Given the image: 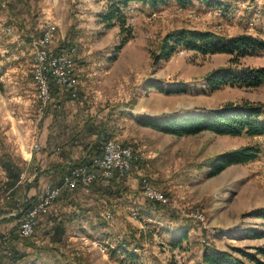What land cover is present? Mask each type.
I'll return each instance as SVG.
<instances>
[{"label": "rangeland", "instance_id": "rangeland-1", "mask_svg": "<svg viewBox=\"0 0 264 264\" xmlns=\"http://www.w3.org/2000/svg\"><path fill=\"white\" fill-rule=\"evenodd\" d=\"M103 2L102 7L100 0H0V196L13 194L5 197L0 213L20 208L25 194L40 193V188L55 182L58 178L45 177L49 164L72 165L97 142V132L104 134V128L111 133L98 139L100 148L113 136L131 145L137 155L129 172L134 186L127 183L128 189L111 196L91 188L60 194L38 215L31 235H18L15 247L25 250V255L14 264H190L201 258L206 246L229 249L249 263L254 259L244 251L264 258V217L254 213L264 205V134L218 133L208 128L178 134L142 121L219 107L231 100L264 103V82L225 84L211 91L206 83V75L221 66L240 71L246 65L264 64V48L237 56L178 46L167 58L155 61L153 57L164 34L180 26L226 34L250 31L264 37V0H189L186 4L164 0L157 5L131 1V11L128 5L126 11L132 32L122 44L127 29L98 22L97 13L107 0ZM45 19L58 23L53 38H59V44L66 39L71 43L67 46H74L79 82L77 94L53 83V99L43 103L34 77L41 72V59H36L32 39L40 34ZM151 82L181 83L186 90L166 92ZM68 96L74 100L69 110L93 106L91 118L99 116L94 121L96 134L89 137L88 132H80L77 139L82 146L72 147L69 160L61 159V153L51 157L44 151L36 164L44 177L29 190L26 179L35 168L25 157L27 150L43 152L48 122L59 111L66 112ZM78 121L80 114L64 122L67 127ZM244 143H258L261 151L255 158L209 174L218 152ZM9 154L22 167L20 177L24 175L15 186L6 182ZM144 175L167 192L168 201L141 194ZM67 194H76L82 201H68ZM85 202L95 206L84 215ZM199 211L203 219L197 217ZM20 213L10 212L5 215L8 219L0 215V236L13 226L19 232ZM13 214L18 215L10 218ZM55 216L66 223L63 234L55 231ZM183 226L185 238L173 242Z\"/></svg>", "mask_w": 264, "mask_h": 264}, {"label": "trees", "instance_id": "trees-1", "mask_svg": "<svg viewBox=\"0 0 264 264\" xmlns=\"http://www.w3.org/2000/svg\"><path fill=\"white\" fill-rule=\"evenodd\" d=\"M131 1L107 0L105 8L98 12L101 21H103L107 26L118 23L120 30L127 29L125 35L121 38V44L129 39L131 35L130 33L132 32V26L131 24H128V12L126 11L127 5ZM141 1L157 5L159 2H163L164 0ZM178 1L186 4L189 0ZM69 44H71L70 41L65 39L63 44H60L59 46H67ZM178 46L194 48L203 52L228 51L235 53L238 56L240 54H246L247 52L263 49L264 37L250 31H240L226 34L210 28L180 26L168 30L164 34L159 49L153 52L154 60L158 61L162 57H169L178 48ZM263 82L264 64L246 65L240 71H234L230 66H221L210 71L206 75L207 89L210 91L225 84L256 86ZM151 84L157 85L160 89L166 92L186 90V86L181 83L165 85L159 82H151ZM142 121L160 127L163 130L178 134L194 133L206 128L212 129L218 133L264 134V103L248 99L242 102H235L231 100L226 102L225 105L219 107L189 110L165 115L159 118L143 117ZM97 133V142L94 141L90 150H88L81 159L75 160L72 164L79 163L82 160L91 162L92 154L102 150V147L100 148V145L98 144V139L102 138L106 134L109 135L111 132H104V134H101V132ZM92 148L95 150L97 149V151L92 152ZM260 151L261 146L258 143H244L222 150L213 157L209 174L219 172L230 163L242 162L255 158ZM9 157L10 158L5 161L4 165L7 175L6 182L10 186H15L17 184L16 182L20 178L22 167L18 162L14 161L10 154ZM125 177L126 174L119 173H116L114 176L109 178L98 176V178L90 184V188L93 191H108L109 196H111L112 193L115 194L116 191H121L123 188L125 189L128 186L125 182ZM32 183L37 185L38 178H32ZM65 188L63 190H65ZM60 194L58 196H61ZM39 197V193H32L30 195L25 194L22 203L23 209L26 210L31 207L39 199ZM67 199L68 201H76L73 197ZM152 201H154L155 204L156 201ZM81 207H83L81 213L85 215L86 209L93 206L88 205L87 207ZM254 213L264 217V205L258 207ZM16 215L18 214H13L10 218L15 217ZM3 218L8 219L6 216ZM57 218V216L54 218L55 231L57 234H63L67 228L66 223L64 219L59 218V220H57ZM181 229L182 230L175 235L173 242L178 243L185 238V235L187 234V227L183 226ZM258 233L262 232L258 231ZM18 235L21 236L20 232L17 231L16 226H13L8 238L5 241L0 242V264H14V262L18 261V259L25 255V250L21 251V249L15 247ZM261 251L264 254V246H262ZM244 253L253 258L254 262L249 263L243 257L234 254L229 249L206 246L202 251L201 258L190 264H264V258L249 251H244Z\"/></svg>", "mask_w": 264, "mask_h": 264}, {"label": "built area", "instance_id": "built-area-1", "mask_svg": "<svg viewBox=\"0 0 264 264\" xmlns=\"http://www.w3.org/2000/svg\"><path fill=\"white\" fill-rule=\"evenodd\" d=\"M131 11V4H128ZM58 29V23L52 19H45L42 23L41 32L33 37L32 44L36 50V59H41V72L34 74L37 84V96L43 103L51 101L52 84H59L64 88L77 94L76 87L79 82L76 71V61L73 55L74 46H59V38H53V30ZM60 105V104H59ZM137 155L131 145L119 142L115 137H108L103 143L102 150L92 154L91 162L82 160L79 163L72 164L64 170L59 182H49L43 188L39 199L28 209L24 210L16 207L11 213L21 212L19 216V232L22 235H31L34 232L35 223L41 212H46L53 204L55 198L65 187L81 186L83 189H89L90 184L102 176L109 178L116 173L129 174L134 167V161ZM23 174L21 177L23 178ZM141 194L145 198H156L168 201L167 192L156 186L148 175L142 178ZM8 192L5 196H0V207L5 197H12ZM22 199L21 197L19 200ZM24 199V197H23ZM18 208V210H17ZM107 215H112L107 210ZM203 219L202 211L199 216ZM9 230H6L0 236V242L8 238Z\"/></svg>", "mask_w": 264, "mask_h": 264}, {"label": "crops", "instance_id": "crops-1", "mask_svg": "<svg viewBox=\"0 0 264 264\" xmlns=\"http://www.w3.org/2000/svg\"><path fill=\"white\" fill-rule=\"evenodd\" d=\"M100 1L102 2L100 6L103 7L104 6V2L103 1H105V0H100ZM82 10H84V9H82ZM81 15H83V14H81ZM97 16L99 17L98 13H97ZM98 22H102L100 20V17L98 18ZM82 25H83V23H82ZM41 27H42V25H41ZM70 101L74 102V100H72V98L68 96V100L65 102L66 103V105H65L66 106L65 107L66 112H63L64 110L63 111H59L58 113L54 114V116L51 117L50 122H48L49 125L47 124L48 127L46 126L47 127V130H46L47 133H46V136H45V141H46L45 143L46 144L43 145V148H44L43 152L42 151H37V150L33 152L32 148L27 150L28 151V153H27L28 155L25 156V157L29 161L30 160L32 161V163L34 164V168H35L34 169L35 171L33 170V172L30 175H28V177L26 179V185H29V187H28L29 190H30V188L34 187V184L32 183V178L37 177L39 185H40V180H41V178L44 177V174L41 175L39 173L40 169L37 168V165H36V164H38L37 161L38 160L40 161V159H42V155L44 154V151L47 154L50 153L49 155L51 157L53 156V153H57L58 152L59 156H60V153H61V157L60 158L61 159H65V158H68L69 154H71V155L74 154V148L72 149V147H78V146L81 147L82 146L81 144H78L79 141L77 139V137L79 136L80 132H88V136L89 137L95 136V134H96V130L95 129L97 128L96 126L98 124H94V121H97L99 116H94V117L91 118V116H93V114H92L93 113V106L91 108L88 107V108L84 109L83 111L81 109H79L78 107H76V106H74L73 108H71V110H69V108L72 107L71 106L72 103ZM76 103L77 102H75V104ZM67 113H69V115H67ZM79 114H80V121H78L76 125L73 124V123H69L68 126L66 127V123L64 121L70 120V119L76 117ZM66 115H67V117H66ZM94 118L96 120H94ZM65 128L67 130L66 132L64 130ZM105 131L108 132L109 130H107V128L106 129L104 128L103 132H105ZM77 150H79V148H77ZM40 155H41V157H40ZM54 157H56V156H54ZM67 160H69V158ZM58 164H59L58 162H53V163L49 164L47 172L45 174L46 178H51V179L52 178H55V179L58 178L55 182H59L61 180L62 172L64 170H66L67 168H69L67 166H69L70 164H69V162L66 163V165L64 164L62 166H60V164L59 165ZM59 167L60 168L63 167L64 169L59 172V169H60ZM56 173L58 174V176H57ZM21 180H22V177H20V179H18L17 182H20ZM132 180L133 179H132V176H130V173L126 174L125 182L126 183H131V185L134 186L135 185V184H133L134 180L133 181ZM47 181H49V180L47 179L46 182ZM43 184H42V187H43ZM69 189H72V190L77 189V190H79L80 193L83 192L82 191L83 188L81 186H77V188L76 187L75 188H65V190H62L61 194H63L66 190L69 191ZM40 190L42 192L43 188H40ZM84 190H86V189H84ZM41 192L39 193V195L41 194ZM32 193H33V191H32ZM67 195L69 196L70 194H67ZM75 195L76 194H71V196H69V198L73 197L76 200H81L79 196H75ZM134 195L135 194H131V193L128 194V196H134ZM91 203L92 202H85V204L83 203L81 206H84V207L86 205L87 206L88 205L95 206V205H93V203L92 204ZM16 207L17 206H13V207L9 208L6 212L3 211L2 213H0V215L5 216L6 214L10 213L12 210H15ZM91 208L93 209V207H91ZM88 210H90V208ZM175 223L177 224V222H175ZM178 226H179V224L176 225V227H178Z\"/></svg>", "mask_w": 264, "mask_h": 264}, {"label": "bare ground", "instance_id": "bare-ground-1", "mask_svg": "<svg viewBox=\"0 0 264 264\" xmlns=\"http://www.w3.org/2000/svg\"><path fill=\"white\" fill-rule=\"evenodd\" d=\"M58 30V29H57ZM53 31H56V30H53ZM34 52H36V50H34Z\"/></svg>", "mask_w": 264, "mask_h": 264}]
</instances>
